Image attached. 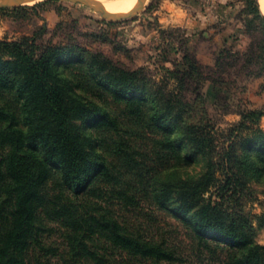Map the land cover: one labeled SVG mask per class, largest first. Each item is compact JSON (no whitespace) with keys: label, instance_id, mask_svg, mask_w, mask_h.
<instances>
[{"label":"trees","instance_id":"16d2710c","mask_svg":"<svg viewBox=\"0 0 264 264\" xmlns=\"http://www.w3.org/2000/svg\"><path fill=\"white\" fill-rule=\"evenodd\" d=\"M42 32L22 40L0 39V93H11L18 109L0 100V264H184L188 258L181 248L145 235L112 208L120 199L138 203L137 193H128L133 189L121 187L125 176L96 147L101 145L97 129L116 120L109 107L79 92L80 82L64 75L60 64L83 61L102 88L123 100L134 123L157 135L153 140L161 147L155 151L161 167L182 166L195 154L211 156L216 137L208 124L187 119L181 92L162 97L138 82L139 69L117 66L99 53L87 56L75 44L38 52ZM190 73L179 77L181 90ZM262 114L246 112L243 118L256 120ZM251 144L264 151V131L258 130ZM119 146L129 167L136 166L134 145L121 140ZM232 148L235 143L221 159H209L198 177L156 174L148 184L152 202L186 225L203 259L264 264V243L253 240L245 218H234L207 196L217 184L218 169L237 161ZM56 173L58 190H52ZM53 223L64 229L63 246L48 241Z\"/></svg>","mask_w":264,"mask_h":264},{"label":"rangeland","instance_id":"374dc122","mask_svg":"<svg viewBox=\"0 0 264 264\" xmlns=\"http://www.w3.org/2000/svg\"><path fill=\"white\" fill-rule=\"evenodd\" d=\"M100 1L119 8L123 5V0ZM34 4L0 9L1 40H22L43 30L36 41L38 52L49 45L75 44L87 56L99 53L117 66L139 69L140 84L151 86L162 97L181 92L188 103L187 119L208 124L216 137L217 148L211 156L195 154L182 166L161 167L155 153L161 147L153 140L157 135L148 128L140 129L126 113L123 100L113 90L102 88L83 61L61 63L63 74L80 82L77 90L109 107L116 120L97 129L101 145L96 147L125 176L121 187L133 189L128 193H137L138 203L126 204L120 199L112 208L145 235L165 238L181 248L188 258L184 264H219L203 259L186 225L152 202L148 184L158 173L156 177H198L209 159H221L235 143L230 153L237 161L218 169L217 184L207 196L221 202L234 218L244 217L253 240L264 243V151L259 153L251 144L257 131H264V13L260 0H147L138 15L119 21L73 1ZM185 70L191 73L181 90L179 77ZM0 100L18 113L11 93L1 91ZM251 111L263 114L256 120L243 118ZM88 131L94 129L89 126ZM121 140L134 145L136 166L129 167L120 151ZM57 178L56 173L50 180L52 190H58ZM53 226L48 241L63 246L64 229Z\"/></svg>","mask_w":264,"mask_h":264},{"label":"water","instance_id":"95a60500","mask_svg":"<svg viewBox=\"0 0 264 264\" xmlns=\"http://www.w3.org/2000/svg\"><path fill=\"white\" fill-rule=\"evenodd\" d=\"M51 0H0V9L9 7H19L28 5L31 3H39ZM62 1H73L76 3H82L89 6L95 11L99 12L103 17L111 21H119L128 19L138 15L143 8L147 0H137L134 6L128 11H109L100 0H62Z\"/></svg>","mask_w":264,"mask_h":264},{"label":"bare ground","instance_id":"6f19581e","mask_svg":"<svg viewBox=\"0 0 264 264\" xmlns=\"http://www.w3.org/2000/svg\"><path fill=\"white\" fill-rule=\"evenodd\" d=\"M137 0H123V5L121 8L116 6L114 3L111 2H106V1H101L104 6L109 10V11H128L130 10L134 4L136 3ZM260 5H261V10L264 13V0H260Z\"/></svg>","mask_w":264,"mask_h":264}]
</instances>
